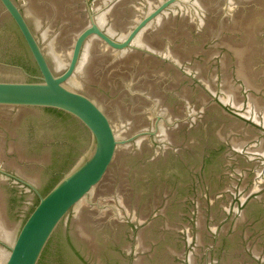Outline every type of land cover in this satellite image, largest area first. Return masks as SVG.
Returning <instances> with one entry per match:
<instances>
[{
	"label": "water",
	"instance_id": "obj_1",
	"mask_svg": "<svg viewBox=\"0 0 264 264\" xmlns=\"http://www.w3.org/2000/svg\"><path fill=\"white\" fill-rule=\"evenodd\" d=\"M0 264H264V0H0Z\"/></svg>",
	"mask_w": 264,
	"mask_h": 264
}]
</instances>
